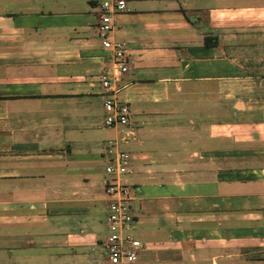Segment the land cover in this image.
Returning <instances> with one entry per match:
<instances>
[{"label": "crops", "instance_id": "1", "mask_svg": "<svg viewBox=\"0 0 264 264\" xmlns=\"http://www.w3.org/2000/svg\"><path fill=\"white\" fill-rule=\"evenodd\" d=\"M125 4L118 128L97 0H0V264H103L109 140L131 155L135 264H264V0Z\"/></svg>", "mask_w": 264, "mask_h": 264}, {"label": "built area", "instance_id": "2", "mask_svg": "<svg viewBox=\"0 0 264 264\" xmlns=\"http://www.w3.org/2000/svg\"><path fill=\"white\" fill-rule=\"evenodd\" d=\"M125 5V0H97V19L94 26L101 47L111 63L109 72L106 71L98 80L103 89V123L107 127L129 128L131 123L130 108L117 94V82L127 70L126 44L113 37V15L125 10ZM104 157V221L107 235L102 245L103 264H135L144 243L131 230L136 219L133 185L127 180L131 155L117 141L109 140L105 144Z\"/></svg>", "mask_w": 264, "mask_h": 264}, {"label": "rangeland", "instance_id": "3", "mask_svg": "<svg viewBox=\"0 0 264 264\" xmlns=\"http://www.w3.org/2000/svg\"><path fill=\"white\" fill-rule=\"evenodd\" d=\"M104 149H105V146H104ZM104 153V152H103ZM103 168H104V165H103ZM105 215H106V209H105V213H104V215H103V229H102V231H101V239L103 240V239H105V237H106V235H107V230H106V228H105V226H104V219H105ZM137 235V234H136ZM138 236V235H137ZM101 254V250H100V252H99V255ZM97 259H102L101 257L99 258V256H98V258ZM96 264H100L99 262H96Z\"/></svg>", "mask_w": 264, "mask_h": 264}]
</instances>
